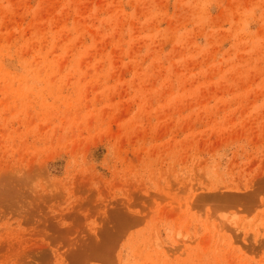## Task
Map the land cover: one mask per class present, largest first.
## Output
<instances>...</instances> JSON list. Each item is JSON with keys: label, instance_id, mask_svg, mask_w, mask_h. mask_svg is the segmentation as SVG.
<instances>
[{"label": "rangeland", "instance_id": "374dc122", "mask_svg": "<svg viewBox=\"0 0 264 264\" xmlns=\"http://www.w3.org/2000/svg\"><path fill=\"white\" fill-rule=\"evenodd\" d=\"M0 264H264V0H0Z\"/></svg>", "mask_w": 264, "mask_h": 264}]
</instances>
